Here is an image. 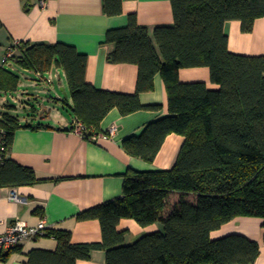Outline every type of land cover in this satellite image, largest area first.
Listing matches in <instances>:
<instances>
[{
    "label": "trees",
    "instance_id": "1",
    "mask_svg": "<svg viewBox=\"0 0 264 264\" xmlns=\"http://www.w3.org/2000/svg\"><path fill=\"white\" fill-rule=\"evenodd\" d=\"M123 0H104L106 12L122 11ZM175 23L157 27L155 40L131 14L125 27L108 30L106 41L116 48L111 63L139 68L136 91L120 93L98 89L86 79L88 57L73 45L20 42L18 54L8 57L19 66L42 74L64 69L73 104L64 100L85 127V138L101 133V122L114 108L128 115L145 108L143 92L154 88V78L164 80L169 115L146 125L140 135L123 141L131 155L153 162L170 134L185 138L171 169L136 171L124 175L123 196L81 212L78 219H98L103 240L74 243L69 231L48 228L54 251L34 249L25 264H77L95 249L105 250L107 264H254L259 243L241 234L213 239L211 233L238 216L264 218V55L230 51L225 23L239 20L250 32L264 17V0H171ZM3 23L0 20V31ZM208 67L211 80L221 86L211 90L205 82H182V68ZM20 77L0 67V92L18 89ZM18 116L0 117L9 151ZM74 125L69 130H73ZM42 180L34 169L6 159L0 170V187L35 185ZM173 193H180L172 202ZM193 197V200H192ZM122 218L142 226L163 224V230L145 234L131 244L118 230ZM7 255L0 256L5 260Z\"/></svg>",
    "mask_w": 264,
    "mask_h": 264
},
{
    "label": "crops",
    "instance_id": "2",
    "mask_svg": "<svg viewBox=\"0 0 264 264\" xmlns=\"http://www.w3.org/2000/svg\"><path fill=\"white\" fill-rule=\"evenodd\" d=\"M38 0H0V67L20 77L22 104L11 105L10 114L18 116L21 127L16 130L14 142L7 159L34 169L42 181L35 185L0 187V218L8 223L19 218L29 225L45 220L52 229L69 231L74 243H97L103 240L102 226L98 219H78V215L94 206L123 196L124 175L129 170L153 171L171 169L178 158L185 138L179 134L167 136L153 162L131 155L123 141L140 135L147 124L169 115L168 96L160 74L154 78V88L143 92L144 105H160L145 108L128 115L112 109L101 122V133L96 140L86 139L80 133L69 130L75 119L64 100L73 104L67 76L63 68L53 67L42 74L7 60L9 51L19 53L20 42L31 45L66 43L88 57L86 79L98 89L120 93H134L139 68L130 63H111L108 56L116 46L106 41L108 30L125 27L131 14L137 16L155 40L157 27L175 23L171 0H123L122 11L116 15L106 12L104 0H47L45 7L37 6ZM228 46L231 52L242 55H264V17L257 18L252 31L244 32L239 20L225 23ZM182 82H205L211 90L221 86L212 82L208 67L182 68ZM112 125L117 131L111 137H103ZM16 191L26 201L11 199ZM180 193H173L177 202ZM193 200V197H192ZM118 230L125 232V243L131 244L141 236L163 230V224L140 225L133 218H122ZM229 234H241L259 243L260 253L254 264H264V218L238 216L212 231L213 239ZM54 236L26 239L19 247L5 253L0 264H25L30 251L56 250ZM3 254V255H5ZM105 250L95 249L89 259L77 264H107Z\"/></svg>",
    "mask_w": 264,
    "mask_h": 264
},
{
    "label": "built area",
    "instance_id": "3",
    "mask_svg": "<svg viewBox=\"0 0 264 264\" xmlns=\"http://www.w3.org/2000/svg\"><path fill=\"white\" fill-rule=\"evenodd\" d=\"M47 5V0H38V7H45ZM13 51H9L8 56H12ZM7 93V92H5ZM4 101H7V97L2 98ZM73 130L80 133L85 137L84 134V125L78 119H75ZM117 131V126L112 125L107 133L102 134L103 137H111ZM99 137V134L94 135L92 140H96ZM7 145L6 137L4 131L0 128V170L4 165L7 159ZM11 199L17 202H24L26 199L19 195L16 191H13L11 194ZM48 226L45 220H41L37 225H29L26 221L22 219H15L12 222H7L5 219L0 218V256L3 254L19 247L22 245V242L26 239H34L40 236H45L48 231Z\"/></svg>",
    "mask_w": 264,
    "mask_h": 264
},
{
    "label": "rangeland",
    "instance_id": "4",
    "mask_svg": "<svg viewBox=\"0 0 264 264\" xmlns=\"http://www.w3.org/2000/svg\"><path fill=\"white\" fill-rule=\"evenodd\" d=\"M6 96L7 101H4L2 98ZM22 92L21 91H11V92H0V117L2 113L9 112L11 110V105L19 106L22 104ZM69 108L68 105L65 106Z\"/></svg>",
    "mask_w": 264,
    "mask_h": 264
}]
</instances>
